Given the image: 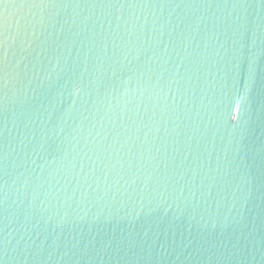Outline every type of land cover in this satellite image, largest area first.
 <instances>
[{
	"label": "water",
	"instance_id": "95a60500",
	"mask_svg": "<svg viewBox=\"0 0 264 264\" xmlns=\"http://www.w3.org/2000/svg\"><path fill=\"white\" fill-rule=\"evenodd\" d=\"M0 264H264V0H0Z\"/></svg>",
	"mask_w": 264,
	"mask_h": 264
}]
</instances>
